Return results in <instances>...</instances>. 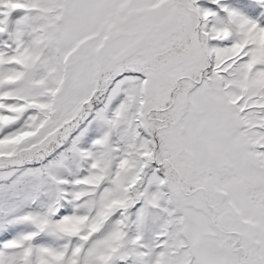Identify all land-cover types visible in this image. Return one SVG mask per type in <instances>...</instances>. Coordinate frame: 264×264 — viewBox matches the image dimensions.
Returning <instances> with one entry per match:
<instances>
[{"label": "snow or ice", "instance_id": "6c2138e0", "mask_svg": "<svg viewBox=\"0 0 264 264\" xmlns=\"http://www.w3.org/2000/svg\"><path fill=\"white\" fill-rule=\"evenodd\" d=\"M0 264H264V0H0Z\"/></svg>", "mask_w": 264, "mask_h": 264}]
</instances>
